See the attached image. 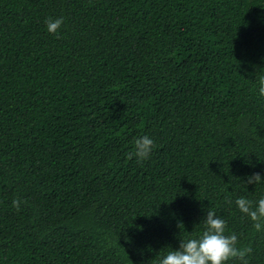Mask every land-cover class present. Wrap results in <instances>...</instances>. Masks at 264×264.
Masks as SVG:
<instances>
[{
	"label": "trees",
	"instance_id": "1",
	"mask_svg": "<svg viewBox=\"0 0 264 264\" xmlns=\"http://www.w3.org/2000/svg\"><path fill=\"white\" fill-rule=\"evenodd\" d=\"M260 77L264 0H0V264H157L209 210L264 264Z\"/></svg>",
	"mask_w": 264,
	"mask_h": 264
},
{
	"label": "clouds",
	"instance_id": "2",
	"mask_svg": "<svg viewBox=\"0 0 264 264\" xmlns=\"http://www.w3.org/2000/svg\"><path fill=\"white\" fill-rule=\"evenodd\" d=\"M62 17L47 18L45 29L50 35L58 34L63 25ZM259 85L258 94L264 98V77L257 80ZM154 148L153 140L145 135L134 141V156L137 162L147 159ZM130 156V158H131ZM249 185L264 184V177L255 173L247 177ZM236 208L243 217H247L252 223L255 231H264V195L255 201L241 196L234 201ZM12 206L19 208L18 200L12 201ZM205 230L195 237H185L179 240V247L168 250L157 257V264H229V261L236 259L240 264H247L246 257L251 251L250 248L238 247V237L235 233L225 234L226 221L217 216L212 210L206 212L203 218Z\"/></svg>",
	"mask_w": 264,
	"mask_h": 264
}]
</instances>
